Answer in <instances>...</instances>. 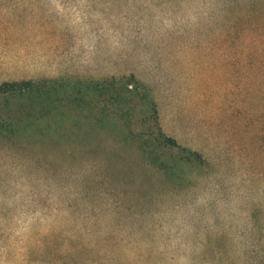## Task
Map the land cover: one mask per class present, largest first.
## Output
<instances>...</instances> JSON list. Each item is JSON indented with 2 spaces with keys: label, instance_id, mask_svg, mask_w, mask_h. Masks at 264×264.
I'll use <instances>...</instances> for the list:
<instances>
[{
  "label": "rangeland",
  "instance_id": "1",
  "mask_svg": "<svg viewBox=\"0 0 264 264\" xmlns=\"http://www.w3.org/2000/svg\"><path fill=\"white\" fill-rule=\"evenodd\" d=\"M19 81L0 264H264V0H0Z\"/></svg>",
  "mask_w": 264,
  "mask_h": 264
},
{
  "label": "trees",
  "instance_id": "2",
  "mask_svg": "<svg viewBox=\"0 0 264 264\" xmlns=\"http://www.w3.org/2000/svg\"><path fill=\"white\" fill-rule=\"evenodd\" d=\"M45 86L43 82L34 81H19V82H3L0 83V99L4 101L10 100L9 102H14L16 100H30L35 99L37 101H42L46 96ZM6 108L9 109V114L12 116L14 112L13 105L10 103L5 104ZM15 120V119H14ZM25 127V121H19V117L15 121H0V135L13 134L15 135L17 131L23 130ZM26 130V129H24ZM161 145L166 148L176 147L173 141L164 138Z\"/></svg>",
  "mask_w": 264,
  "mask_h": 264
}]
</instances>
